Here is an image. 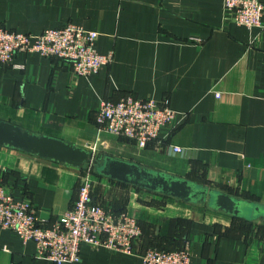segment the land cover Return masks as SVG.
Here are the masks:
<instances>
[{"label": "crops", "instance_id": "0c3cea01", "mask_svg": "<svg viewBox=\"0 0 264 264\" xmlns=\"http://www.w3.org/2000/svg\"><path fill=\"white\" fill-rule=\"evenodd\" d=\"M0 22L32 36L74 24L98 33V53L112 52V61L95 75L78 78L60 60L16 53L11 64L0 65L1 120L86 149L101 143L119 153L112 156L136 157L143 167L264 204V28L224 18L223 0H0ZM127 95L167 100L177 112L158 144L141 149L98 132L100 101ZM81 174L0 147V184L15 200L29 199L47 225L70 208ZM130 187L95 175L91 198L112 213L136 216L141 250L187 244L189 264H264L262 220L241 222L203 204ZM0 264L54 263L38 257L33 242L0 227ZM74 264L142 260L83 244Z\"/></svg>", "mask_w": 264, "mask_h": 264}, {"label": "built area", "instance_id": "2783aa9c", "mask_svg": "<svg viewBox=\"0 0 264 264\" xmlns=\"http://www.w3.org/2000/svg\"><path fill=\"white\" fill-rule=\"evenodd\" d=\"M263 5L260 0H223L224 18L247 29L264 28ZM98 33L74 24L46 29L32 36L7 29L0 22V65L13 62L16 53H36L55 58L71 67L74 78L95 75L112 61V52L100 54L95 49ZM218 96V94H216ZM177 112L167 100L137 99L132 95L117 101L102 100L96 111L99 133L133 141L138 148L160 142V134L172 130ZM174 152H180L178 147ZM90 168L85 171H89ZM93 176L80 175L77 195L69 209L47 225L29 199L15 200L0 184V227L17 232L23 243L33 242L38 257L54 264L80 261V247L104 248L111 252L140 255L142 264H189L188 245L165 251L157 248L141 250L142 230L135 215L127 211L112 213L91 198Z\"/></svg>", "mask_w": 264, "mask_h": 264}, {"label": "water", "instance_id": "95a60500", "mask_svg": "<svg viewBox=\"0 0 264 264\" xmlns=\"http://www.w3.org/2000/svg\"><path fill=\"white\" fill-rule=\"evenodd\" d=\"M0 147L49 160L75 169L94 167L98 176L136 186L186 203L203 204L211 210L240 217L248 221L262 220L264 204L238 199L225 192L163 171L112 155L93 153L73 142L38 134L9 121L0 119Z\"/></svg>", "mask_w": 264, "mask_h": 264}, {"label": "rangeland", "instance_id": "374dc122", "mask_svg": "<svg viewBox=\"0 0 264 264\" xmlns=\"http://www.w3.org/2000/svg\"><path fill=\"white\" fill-rule=\"evenodd\" d=\"M87 149H89L92 153H93V156H94V158L96 157V156H98L99 154H103V155H118L119 153H115L114 152V150H112L111 148H109V147H107V145H104V144H98V145H96V144H94V145H89V147L87 148ZM115 157H119L120 158V156H115ZM131 159V158H130ZM137 158L135 157V158H133V160L134 161H136V162H141V161H138V160H136ZM126 160V159H125ZM132 161V160H131ZM147 168H150V166H148ZM151 169V168H150ZM85 172H89L90 174H92V176H94L95 177V175L92 173V171L89 169V171H84V172H82V174L83 173H85ZM93 177V178H94ZM206 183V182H205ZM205 185H208V186H210V187H212V188H215V189H218V190H221V191H224V192H229V190L230 189H228V188H224V187H220V186H211L209 183H206ZM131 188V187H130ZM134 188V187H133ZM231 192H232V190H231ZM257 223V222H256ZM261 224H259L258 223V226H260Z\"/></svg>", "mask_w": 264, "mask_h": 264}, {"label": "trees", "instance_id": "16d2710c", "mask_svg": "<svg viewBox=\"0 0 264 264\" xmlns=\"http://www.w3.org/2000/svg\"><path fill=\"white\" fill-rule=\"evenodd\" d=\"M90 170L92 171V173H93L94 175L98 176V175L96 174V172H95L93 166L90 168ZM84 171H85V170H81V172H84ZM191 181H194V182H197V183H199V184L205 185L204 182H202L201 180H199V181H197V180H191ZM121 183H122V182H121ZM123 184H125V183H123ZM126 185H129V184H126ZM131 187H134V188H136V189H142V188H139V187H136V186H132V185H131ZM227 193H228V194H232L231 190H229V192H227ZM163 196H164V195H163ZM240 198L248 201L247 196H241ZM232 217H233L234 220H238V221H241V222H247V223H250V224L252 223L251 221H248V220L243 219V218H240V217H235V216H232ZM259 227H263V228H264V224L262 223Z\"/></svg>", "mask_w": 264, "mask_h": 264}]
</instances>
